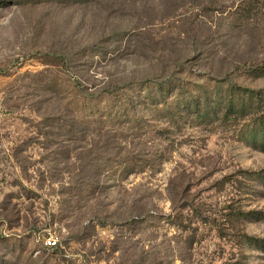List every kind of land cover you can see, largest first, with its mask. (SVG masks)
<instances>
[{
	"label": "rangeland",
	"instance_id": "1",
	"mask_svg": "<svg viewBox=\"0 0 264 264\" xmlns=\"http://www.w3.org/2000/svg\"><path fill=\"white\" fill-rule=\"evenodd\" d=\"M210 78L253 106L86 110ZM260 132L264 0H0V264H264Z\"/></svg>",
	"mask_w": 264,
	"mask_h": 264
},
{
	"label": "trees",
	"instance_id": "2",
	"mask_svg": "<svg viewBox=\"0 0 264 264\" xmlns=\"http://www.w3.org/2000/svg\"><path fill=\"white\" fill-rule=\"evenodd\" d=\"M216 81L218 80L215 78L201 83L182 81L181 79L147 80L143 82L145 86L142 91L144 92H138L137 95L131 96L124 88H119L103 95L100 104H88L86 110L108 118L120 114V118L124 117V121L128 125H136L139 128L145 126V114L141 113L143 109L149 111L153 118L169 116L173 121L184 118L185 113L195 114L192 116L194 118H204L213 109L214 116L217 117L219 110L216 108L220 105L223 106L227 101L223 99L224 91H226L224 86H219L218 83H215ZM228 90H230L228 92L230 99L225 104L226 115L230 110L236 108L233 96L241 97V101H243L238 105L236 112L243 111L246 105L253 106L251 99L256 97L254 93H251L254 95H251L250 102L246 103L243 100L245 94L242 91L233 93V86H230ZM257 96L260 97V94ZM259 135L263 136L264 132L256 134L253 138L256 140ZM260 142L259 145L264 147V138Z\"/></svg>",
	"mask_w": 264,
	"mask_h": 264
},
{
	"label": "built area",
	"instance_id": "3",
	"mask_svg": "<svg viewBox=\"0 0 264 264\" xmlns=\"http://www.w3.org/2000/svg\"><path fill=\"white\" fill-rule=\"evenodd\" d=\"M47 243H49V244H55L56 243V239H54V238H49L48 240H47Z\"/></svg>",
	"mask_w": 264,
	"mask_h": 264
}]
</instances>
